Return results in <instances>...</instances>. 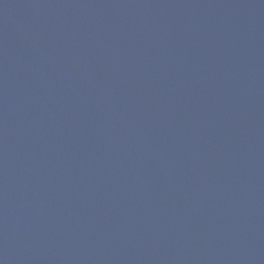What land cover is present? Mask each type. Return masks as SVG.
I'll return each mask as SVG.
<instances>
[{"label": "water", "instance_id": "water-1", "mask_svg": "<svg viewBox=\"0 0 264 264\" xmlns=\"http://www.w3.org/2000/svg\"><path fill=\"white\" fill-rule=\"evenodd\" d=\"M0 264H264V0H0Z\"/></svg>", "mask_w": 264, "mask_h": 264}]
</instances>
